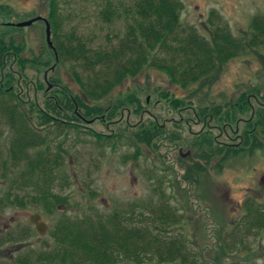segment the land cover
<instances>
[{
  "label": "rangeland",
  "instance_id": "374dc122",
  "mask_svg": "<svg viewBox=\"0 0 264 264\" xmlns=\"http://www.w3.org/2000/svg\"><path fill=\"white\" fill-rule=\"evenodd\" d=\"M113 1L118 8L129 3V0ZM183 2V23L194 25L207 35L210 34L205 27L213 9L236 36L249 29L254 15L264 13V0ZM49 3L50 0H0V22H21L36 16L48 18ZM105 6L106 0H60V14L64 18L62 31H75L77 35L87 39L93 48L108 49L117 44L127 20L125 16L114 21L105 20L100 14ZM0 32L22 38V58L30 60L24 66L22 64V69L19 65L9 64L6 69L9 84L14 87L16 100L19 98L16 102L20 104L21 110L29 114L38 111L39 116L44 114L43 108L49 111L46 92L48 84L43 77L44 72L56 63V68L48 72L50 82L56 83L58 88L66 86L80 93L78 81L72 75V62L57 60L55 50L47 43L45 21L37 20L32 25L18 27L17 30L2 26ZM16 69L18 73L15 72ZM76 70L87 81L89 71L80 67ZM255 91L256 99L252 101L254 112L258 113L259 108H264V47L249 49L247 54L222 63L215 75L189 90H183L172 83L166 72L146 67L137 77L129 76L113 90L111 98L120 109L112 120H103L104 115L86 118L82 122L78 120L76 124L80 131L71 130L67 136L63 132H55V126L51 124L48 130L43 129L41 133L48 135L52 131L50 151L62 154L65 164L59 173L68 178V184L58 179L54 190L68 194L73 204L70 208L59 206L54 216H48L36 204L23 207L6 202L8 194L12 197H24L33 193L34 185L24 181L20 175L25 164L22 161L23 165L19 170L20 165L13 158L10 149L15 132L9 128L7 116L0 114V199H3V204H0V233L9 227L18 229L25 225H30L34 231L29 242H24L20 248L14 244L3 246L0 250V262L16 264L15 258L21 253L30 256L29 264H61L38 262L35 258L38 254L50 251L49 232L60 214H72L76 211L91 213L93 209L109 214L114 209H131L135 212L133 220L138 224L149 221L141 213H146L153 203L167 197L173 208L183 212L187 218L186 226L175 228L173 232L186 231L193 247L197 249L199 245L202 249L205 264H264V228L248 231L243 225L235 231L239 233L238 237L230 234L240 220L246 202L253 198L264 201L263 132L260 135L262 148L252 151L248 146L247 149L233 152V148L229 149L225 145L217 153L225 156L227 152L223 160L221 155L209 158L210 160L202 157L201 153H196L194 144L188 141L196 137L203 128H210L215 139H219L215 142L227 144L231 136L235 137L234 129L225 127L224 124L227 123L210 122L209 118H205L207 122L203 121L197 116L198 105L225 102L233 109L241 94L250 96ZM167 92L179 95L181 105L184 104L186 108H173L175 97H165ZM138 101L140 105H137ZM238 112L241 113L239 108ZM250 116L251 112L242 115L240 118L243 122L238 121L239 125L243 126L246 122L249 124ZM150 123H159L180 136L172 143L168 144L166 141L165 145L160 141L154 142L157 146L159 144L158 153H152L142 145V154L134 157L137 155L136 148L125 137L118 138L117 135H134L137 131L149 128ZM91 131L93 134H116L113 137L115 141L100 142L91 135ZM181 151H191V154L183 157ZM194 162H198L203 169L198 175V181L187 182L184 175L189 170L193 173L194 170L189 167ZM165 174L167 179L160 182ZM34 212H39L42 220L49 226L48 232L43 236L29 222V217ZM222 236L234 243L233 250L236 252L226 253L220 249ZM120 264L136 263L124 261Z\"/></svg>",
  "mask_w": 264,
  "mask_h": 264
},
{
  "label": "trees",
  "instance_id": "16d2710c",
  "mask_svg": "<svg viewBox=\"0 0 264 264\" xmlns=\"http://www.w3.org/2000/svg\"><path fill=\"white\" fill-rule=\"evenodd\" d=\"M184 10L183 0H129V3H124L121 8H118L113 0H106V6L100 11L101 16L107 21L125 16L127 23L118 43L104 49L91 47L87 39L77 35L75 31L64 33L60 0H50L47 19L51 25V40L56 59L72 62V75L77 79L81 91L78 93L66 86L58 88L56 83L50 82L49 75L45 77L44 72L43 80L48 84L46 92L49 111L43 108L44 114L40 116L38 111L29 114L21 110L20 104L16 102L19 98L16 100L14 87L10 88L12 84H9L6 72L8 64L19 65L22 69V64L24 66L30 60L22 59L16 64L12 56L11 60L4 63L7 51L10 48L15 49V40L8 39V32L0 34V81L3 77L6 81L4 86L0 84V114L7 116L9 128L15 132L10 149L13 158L20 165L19 170L21 165L25 164V169L20 175L24 181L34 185V192L28 193L27 196L12 197L8 194V204L16 203L23 207L36 204L48 216H54L59 206L73 207L68 194L54 190L58 179L68 184V178L59 173L65 162L62 154L50 151L52 131L49 136L41 131L48 130L53 124L55 132H63V135L67 136L71 130L80 131L76 124L78 120L82 122L98 115H104L103 120H112L120 109L111 98L112 92L129 76L137 77L146 67L156 68L166 72L176 86L189 90L197 83L215 75L222 63L247 54L249 49L264 47V13L254 15L249 29L236 36L213 9L205 27L206 32L210 34L207 35L194 25L183 23ZM56 65L57 63L51 69H55ZM77 67L89 71L87 81L81 77ZM9 74L12 77L11 72ZM4 87L10 88V93H6L7 90L3 92ZM255 95L256 91L250 96L241 94L233 109L225 102L198 105L196 112L199 118L203 121L209 118L210 122L227 123L224 126L232 127L235 137L231 136L230 141L223 145L215 142L219 139H215L210 128H203L196 137L188 140L190 144H194L192 146L196 148V153H201L202 157L208 159L221 155L223 160L227 152L225 156L217 153L221 152L220 148L225 145L229 149L233 148V152L247 149L248 146L252 151L262 148L260 135L262 132L264 135V108H259L258 113L254 112L252 99H256ZM167 96L175 97L173 108H186L184 104L181 105L179 95L167 92L165 97ZM149 101L150 99L147 103ZM137 105H140V101ZM249 112L253 118L250 116L249 124L246 122L240 126L239 123L243 122L240 117ZM91 133L100 142L115 141L113 137L116 134H93V131ZM129 135L118 134L117 137H125L136 148L137 155L134 157L142 154V145L150 152L158 153L159 144L157 146L154 142L160 141L165 145L166 141L168 144L172 143L180 136L159 123H150L149 128L137 131L133 136ZM189 168L194 171L185 173V181H198L203 167L194 162ZM166 176L165 174V178L160 179V182L167 179ZM2 201L3 199H0V204H3ZM242 210L241 218L230 234L238 237L239 233L235 231L243 225L248 231L264 228V201L253 198L245 203ZM134 214L131 209H114L109 214L96 209L91 213H62L49 232L50 251L35 256L36 261L61 264H120L124 261L136 264H205L202 249L199 245L197 249L193 247L188 233L173 232L175 228H184L187 218L183 212L173 208L167 197L153 203L146 213L140 214L146 216L149 221L137 224L133 220ZM33 235L34 231L30 225L18 229L6 228L0 233V250L7 244L18 245L20 248L24 242H29ZM233 244L226 236H222L220 249L226 253L236 252L233 250ZM28 258L30 256L27 254L20 253L16 256L15 263L29 264Z\"/></svg>",
  "mask_w": 264,
  "mask_h": 264
},
{
  "label": "water",
  "instance_id": "95a60500",
  "mask_svg": "<svg viewBox=\"0 0 264 264\" xmlns=\"http://www.w3.org/2000/svg\"><path fill=\"white\" fill-rule=\"evenodd\" d=\"M40 19H43L46 23V37H47V43L50 47H52L54 50V44H53V41L51 40V25H50V22L48 21L47 18L45 17H42V16H36L34 18H31L29 20H26V21H21V22H18L17 23V26L19 27H25V26H29L31 25L33 22L37 21V20H40ZM51 86V85H50ZM191 154V151H187L186 153H183L181 151V155L183 157H187L188 155ZM29 221L32 225H34L35 227V230L37 231V233L39 235H45L48 231V224L46 222H44L42 220V215L39 213V212H34L30 215L29 217Z\"/></svg>",
  "mask_w": 264,
  "mask_h": 264
},
{
  "label": "flooded vegetation",
  "instance_id": "af4514ba",
  "mask_svg": "<svg viewBox=\"0 0 264 264\" xmlns=\"http://www.w3.org/2000/svg\"><path fill=\"white\" fill-rule=\"evenodd\" d=\"M17 23L18 22H13V21H9V22H0V28L2 27V26H10L11 28H18L19 26H17ZM33 24V23H32ZM31 24V25H32ZM19 28H23V27H19ZM17 30V29H16ZM0 34H2L1 32H0ZM9 38L8 39H14L15 40V49H12V48H10L9 49V51H7V53H6V55H5V57H4V63H6L7 61H9V59L11 60V58H12V56H14V58H15V63L17 64H19L21 61H22V38H15V37H12V34L11 35H7ZM0 40H1V37H0ZM52 48V47H51ZM53 49V48H52ZM54 51V50H53ZM10 63H11V61H10ZM51 71H53L54 70V68H52V69H50ZM49 70V71H50ZM49 71H46L45 72V77L48 75V72ZM15 72L16 73H18V71H17V69L15 70ZM7 80V79H6ZM5 77H3V80H1L0 81V84H1V86H4L5 85ZM13 88V86H10V88ZM5 88V90H7V91H10V88H6V87H4ZM1 93V92H0Z\"/></svg>",
  "mask_w": 264,
  "mask_h": 264
}]
</instances>
